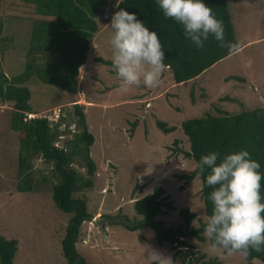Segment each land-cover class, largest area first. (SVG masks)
Listing matches in <instances>:
<instances>
[{"label": "rangeland", "instance_id": "obj_1", "mask_svg": "<svg viewBox=\"0 0 264 264\" xmlns=\"http://www.w3.org/2000/svg\"><path fill=\"white\" fill-rule=\"evenodd\" d=\"M228 2L240 48L187 82H175L168 69L157 88L141 85L126 93L119 91L120 81L112 66L96 61L99 56L111 60L107 41L112 30L107 25L119 10L117 0H108L97 18L100 29L91 41L87 61L79 68L78 93L70 94L35 77L26 83L32 92L35 117L48 115L58 119L62 130L66 125L78 129L75 103H79L95 136L91 146L97 165L94 187L74 193L87 196L93 214L92 220L82 224L77 243L88 264H146L145 245L172 257L173 264H188L189 258L184 262L180 255H174L178 250L174 244L159 243L152 228L128 230L123 222L125 218L131 224L140 220L136 199L163 186L176 210L160 219L173 228L184 225L179 210L188 207L196 215L191 227L198 228L200 219H205L202 180L196 176L186 183L182 178L196 167L195 160L185 154L191 143L182 122L208 112L218 114V109L236 114L264 107V0ZM36 17L34 5L25 0H0L4 34L14 37L13 48L7 49L9 54L3 58V69L10 77L26 70ZM12 111L11 102L0 101V233L18 239L16 264H68L62 239L71 213L61 210L53 200L56 180L51 177V164L40 155L34 156L30 161L35 175L42 179L39 189L18 191L21 143L19 132L11 128ZM60 117L65 120L61 122ZM157 120L177 128L166 133ZM80 167L85 174L87 167ZM43 176L48 177L46 181ZM181 239L196 252L191 264H198L196 257L208 264H264L259 258L221 259L211 252L206 237L200 240L189 234Z\"/></svg>", "mask_w": 264, "mask_h": 264}, {"label": "trees", "instance_id": "obj_2", "mask_svg": "<svg viewBox=\"0 0 264 264\" xmlns=\"http://www.w3.org/2000/svg\"><path fill=\"white\" fill-rule=\"evenodd\" d=\"M25 1L34 5L38 17L34 21L26 52V70L17 76L10 77L3 69V61L9 54L5 51L13 48L14 37L4 34V23L0 19V101L13 105L11 128L20 135L18 191L32 192L39 189L42 179L35 175L30 161L34 156L40 155L47 164H51V177L56 180L51 191L53 200L61 210L71 213L62 239L63 254L68 264H88L77 243L82 235V224L92 220L93 214L88 209L87 196H75L74 193L94 187L97 165L91 156V146L95 136L88 128L86 114L79 103H75L78 129L66 125L62 130L59 122L51 124L46 116L28 118V113L36 112L30 104L32 92L26 83L35 77L70 94L78 93L79 68L87 61L91 41L100 29L97 18L108 0ZM203 2L223 22L225 42L239 46L228 0ZM120 8L136 13L149 30L157 33L165 52L164 62L171 66L169 70L177 83L196 78L229 55L228 48L220 47L211 36L204 48L198 49L186 39L181 25L163 16L156 0H122L117 9ZM96 61L112 66L110 59L101 56L96 57ZM61 120L65 118L61 117ZM157 125L166 133L177 128L162 120H157ZM182 129L191 143L190 151L185 154L196 162L192 173L182 175V178L186 183L192 182L196 176L201 178L205 219H200L198 228H192L191 223L196 215L188 207H183L179 213L184 225L176 228L167 226L160 217L176 210V206L165 187L158 186L153 192L136 199L135 209L142 218L133 224L125 218L123 224L128 230L145 226L152 228L159 243L171 242L178 248L174 255H180L184 262L189 258L188 264H191L196 252L181 238L193 234L204 240V227L212 211L209 199L212 189L206 183L208 170L201 175L197 164L203 155L210 152H219L222 159L225 155L247 150L251 159L260 163L259 171L264 175V107L236 114L218 109V114L208 112L184 120ZM63 139V143L56 144ZM81 165L87 167L85 174L80 169ZM47 178L43 176L45 181ZM261 195L264 196V179L261 181ZM18 249V239L7 238L0 233V264H16L14 258ZM248 257L259 258L264 262V251L252 252ZM196 260L198 264L209 263L202 261L201 257H196ZM213 263L210 261V264Z\"/></svg>", "mask_w": 264, "mask_h": 264}, {"label": "clouds", "instance_id": "obj_3", "mask_svg": "<svg viewBox=\"0 0 264 264\" xmlns=\"http://www.w3.org/2000/svg\"><path fill=\"white\" fill-rule=\"evenodd\" d=\"M121 2L117 0L116 7ZM156 3L166 19L183 27L186 39L198 49H203L211 36L220 47L228 48L229 55L238 51L237 44L225 42L223 22L203 0H156ZM107 26L112 30L107 44L112 68L120 81L119 91L126 93L141 85L149 89L159 87L163 74L171 66L164 62L165 52L157 33L149 30L136 13L123 8L113 13ZM260 167L247 150L222 159L219 152H210L197 164L201 175L208 170L206 183L212 189L209 195L212 211L203 235L210 241L211 252L221 259L233 256L246 259L252 252L264 251V196L261 195L264 175ZM142 248L147 254L146 264H173L172 257L151 246Z\"/></svg>", "mask_w": 264, "mask_h": 264}, {"label": "built area", "instance_id": "obj_4", "mask_svg": "<svg viewBox=\"0 0 264 264\" xmlns=\"http://www.w3.org/2000/svg\"><path fill=\"white\" fill-rule=\"evenodd\" d=\"M44 116H46V117H48L49 118V120L51 121V124H55V123H57L58 121V119L55 121V120H53L51 117H49L48 115H44ZM32 117H35V115L34 114H32V113H28V118H32ZM61 118V117H60ZM65 125V124H64ZM60 128H62L61 127V125H60ZM61 137H63L62 135H61ZM57 145H58V142L56 143Z\"/></svg>", "mask_w": 264, "mask_h": 264}, {"label": "crops", "instance_id": "obj_5", "mask_svg": "<svg viewBox=\"0 0 264 264\" xmlns=\"http://www.w3.org/2000/svg\"><path fill=\"white\" fill-rule=\"evenodd\" d=\"M38 16V15H37ZM40 16V15H39ZM41 17V16H40ZM34 24V23H33ZM84 65V64H83ZM80 84V83H79Z\"/></svg>", "mask_w": 264, "mask_h": 264}]
</instances>
